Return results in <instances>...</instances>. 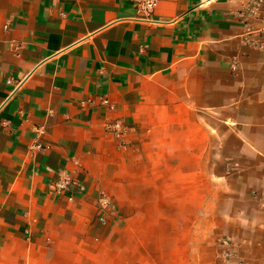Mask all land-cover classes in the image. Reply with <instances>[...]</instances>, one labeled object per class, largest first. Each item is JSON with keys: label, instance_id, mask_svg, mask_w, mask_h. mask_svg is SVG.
<instances>
[{"label": "crops", "instance_id": "1", "mask_svg": "<svg viewBox=\"0 0 264 264\" xmlns=\"http://www.w3.org/2000/svg\"><path fill=\"white\" fill-rule=\"evenodd\" d=\"M147 1L0 0V264H115L143 208L264 264V0Z\"/></svg>", "mask_w": 264, "mask_h": 264}, {"label": "rangeland", "instance_id": "2", "mask_svg": "<svg viewBox=\"0 0 264 264\" xmlns=\"http://www.w3.org/2000/svg\"><path fill=\"white\" fill-rule=\"evenodd\" d=\"M155 211V208H143L142 214L146 217L145 222L137 220L128 222L126 231L117 236V246L122 248L125 245L131 249V252L114 255L115 264H153L159 257H162V262L160 263L163 264H207L210 263L209 254L212 252L211 255H214L216 253L215 249L225 248L224 252L229 253L226 249H228L232 241L226 237L218 239H206L203 237L189 239V229L193 227L196 229L200 228L202 223H199L196 216L194 218L195 222H187L186 210L182 208L181 210L163 208L162 217L156 215ZM136 213L141 212L137 210ZM159 218L163 219L159 221ZM212 226L217 227L215 224H212ZM157 239L158 243H162L164 252L162 256L149 253V250L155 252L154 248L157 246ZM228 253L226 254L227 256L229 255ZM92 258L94 262L89 258V264L91 262L97 264L95 261L97 256H92Z\"/></svg>", "mask_w": 264, "mask_h": 264}, {"label": "built area", "instance_id": "3", "mask_svg": "<svg viewBox=\"0 0 264 264\" xmlns=\"http://www.w3.org/2000/svg\"><path fill=\"white\" fill-rule=\"evenodd\" d=\"M146 5H147V7L150 10H152V9H154L156 7L157 3H156V1L149 0V1L146 2ZM114 127L115 126H112L109 123L106 124V128L109 129V130H112ZM44 131L45 130L43 128L42 129H39L38 134H39L40 137L44 134ZM36 147L39 148V149L42 148V145L40 144V142H37Z\"/></svg>", "mask_w": 264, "mask_h": 264}]
</instances>
